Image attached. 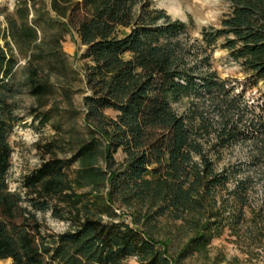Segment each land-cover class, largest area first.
I'll return each mask as SVG.
<instances>
[{
    "label": "trees",
    "instance_id": "1",
    "mask_svg": "<svg viewBox=\"0 0 264 264\" xmlns=\"http://www.w3.org/2000/svg\"><path fill=\"white\" fill-rule=\"evenodd\" d=\"M223 2L218 27L203 28L192 44L181 38L192 22L173 20L154 0H18L13 12L2 9L0 261L124 264L134 257L138 264H181L222 235L234 206L221 193L242 210L250 183L248 177L228 187L237 172L219 170L223 150L248 143L251 166L264 172V112L211 69L220 48L248 81L264 83V0ZM73 31L86 48L83 106L92 138L75 155L74 180L70 161L52 159L25 179L24 194L12 192L8 136L21 85L10 83L23 59L32 113L50 108L49 120L56 90L67 97L77 79L63 46ZM183 99L190 106L178 113ZM111 110L115 117L107 115ZM115 206L132 210L130 224ZM40 212L72 228L50 233ZM161 217L187 232L176 259L170 241L159 242L151 231Z\"/></svg>",
    "mask_w": 264,
    "mask_h": 264
},
{
    "label": "rangeland",
    "instance_id": "2",
    "mask_svg": "<svg viewBox=\"0 0 264 264\" xmlns=\"http://www.w3.org/2000/svg\"><path fill=\"white\" fill-rule=\"evenodd\" d=\"M18 0H0V44L5 46L2 40L6 28L4 13L2 9L13 12ZM157 8L165 10L173 20H180L184 23L192 22L187 28V36L182 35L183 40L191 44L202 38L203 28H215L222 20L227 11V5L223 0H154ZM63 44L64 50L69 55V64L72 70L77 73V79L72 81V88L67 97L56 90L53 97L56 110L50 113L49 120L44 118L50 108L44 111L32 113L35 106L34 99L23 85V73L21 72L25 62L22 59L17 68V73L11 81V85L17 88L20 83L21 91L16 93L12 100L15 106L12 110L13 120L10 123L8 141L13 150L11 157V169L8 173L9 187L12 192L25 193L23 188L25 179L41 168L44 163L52 159H63L70 161L71 167L68 171L71 179L79 168L75 162V155L79 147L91 140V132L85 123L83 98L89 93L86 92L83 59L86 48L82 46L76 32L68 34ZM212 71H216L223 80H230L236 85L237 91L244 90V97L249 102L260 106L264 112V83L255 84L248 81L241 72L240 66L233 62L228 53L220 48L215 49L211 59ZM188 99H183L175 104L178 113H184L189 108ZM72 102L73 107L70 105ZM108 116L115 117L111 110ZM250 147L248 143H240L230 149H224L222 160L218 164L220 171L224 167L232 171L235 168L236 179L229 183L232 190L237 179H250L247 204L240 210L235 206L234 197L223 191L221 196L228 198L230 205L234 207L226 213L233 216L220 237L214 239L207 248L205 254H193L183 260L181 264H264V172L251 166L249 159ZM125 155L119 151L115 155L117 162L123 161ZM239 171V172H238ZM74 180V179H73ZM89 188L78 193L88 192ZM90 204L95 201L93 196H88ZM118 215L122 220L131 223L132 210H124L115 206ZM124 212L126 214H124ZM95 213V212H93ZM241 214L238 225L233 221ZM39 219L43 222L45 230L52 233H65L72 227L69 222H61L55 219L50 212L38 213ZM106 220L107 217H105ZM116 220H119L116 218ZM180 222L173 223L167 217H161L155 222L151 229L155 239L159 242L170 241L169 253L174 259L179 255L180 250L187 244V232L180 229ZM161 248L160 246H158ZM0 264H12V260L0 261ZM124 264H138L137 259L132 257L124 261Z\"/></svg>",
    "mask_w": 264,
    "mask_h": 264
}]
</instances>
